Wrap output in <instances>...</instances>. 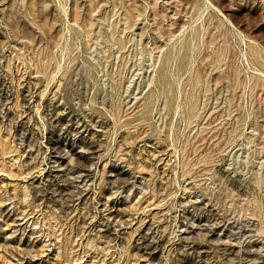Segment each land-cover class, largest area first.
<instances>
[{"label": "rangeland", "instance_id": "374dc122", "mask_svg": "<svg viewBox=\"0 0 264 264\" xmlns=\"http://www.w3.org/2000/svg\"><path fill=\"white\" fill-rule=\"evenodd\" d=\"M0 264H264V0H0Z\"/></svg>", "mask_w": 264, "mask_h": 264}]
</instances>
